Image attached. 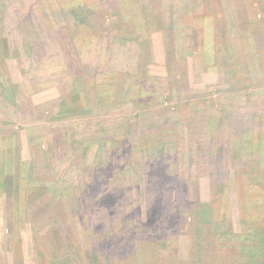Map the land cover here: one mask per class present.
<instances>
[{"label":"rangeland","instance_id":"1","mask_svg":"<svg viewBox=\"0 0 264 264\" xmlns=\"http://www.w3.org/2000/svg\"><path fill=\"white\" fill-rule=\"evenodd\" d=\"M258 1L206 0L202 22L180 0H0V264H209L240 251L233 231L264 233ZM27 78L7 102L1 86Z\"/></svg>","mask_w":264,"mask_h":264},{"label":"trees","instance_id":"2","mask_svg":"<svg viewBox=\"0 0 264 264\" xmlns=\"http://www.w3.org/2000/svg\"><path fill=\"white\" fill-rule=\"evenodd\" d=\"M258 3H259V5H260V8L263 10L264 9V0H259L258 1ZM179 4V3H178ZM178 4L176 3L175 5H174V8H176L177 6H178ZM208 3L206 2V0H180V5L181 6H186V7H184V8H188V10H190V12H191V8L193 9V8H197L198 6L200 7L201 6V9H202V13H203V15H205V17H202V13L200 12V19L202 20V22H203V20H206V16H208V14H211V16H212V12L210 11V10H208V8H207V5ZM181 10V9H180ZM187 11V10H186ZM177 12V9H174L173 10V13L174 14H170V18L171 19H175V16H176V18H177V15L179 16V14H177L176 13ZM180 13V12H179ZM261 17H259V18H257L258 20L260 19V20H263V16L262 15H260ZM259 23V22H258ZM221 26H222V24L221 23H215V27L214 26H211V28L212 29H220L221 28ZM176 29V28H175ZM257 29L258 30H261V32H262V36H263V38H264V27H263V25H262V27H261V29H260V27H259V25L257 26ZM193 35V34H192ZM191 35V36H192ZM194 36V35H193ZM262 36H261V39H262ZM165 35H163V40L165 41ZM240 37H242V38H244L245 39V36L243 35V34H241L240 33ZM258 36H256V32L254 31V29H253V32L252 31H250V34H249V41H251V44L253 45V47H254V45H255V51H258V50H260V51H262L263 49H264V43H262L263 44V46L261 47L260 46V42L258 41ZM151 42H152V46H153V49H152V51H151V59L154 61V60H157V61H159V52H160V38L159 39H157V40H154L153 41V39H151L150 40ZM30 44V43H29ZM208 44L210 45V43H209V41H208ZM246 44L247 43H245V46H246ZM253 47H252V49H253ZM226 49L229 51V53L231 54V57H233L234 55L232 54L233 53V49L231 48V46H229V45H226ZM252 49H247V52H246V55L244 56V58L241 60V61H239L238 63H242V67L244 68V69H246L247 70V68L249 67V63L251 62V64H253L252 62L254 61V59H256V57H255V55H254V53L252 52ZM164 52H165V50H164ZM166 61V60H165ZM221 63H225V71H226V74H229V67L232 69V66H230L231 65V62H229L228 61V58L225 56V55H223V57H222V59H221ZM263 64V62H260V63H258L257 65H256V67H254V69L256 70V71H254V72H257V71H259V69L260 68H258L259 67V65L261 66ZM192 66H193V64H192ZM123 77H125V76H123ZM122 77V78H123ZM228 78H230V76L228 75ZM29 78H27L25 81L24 80H21V82H15V81H11L10 83L8 82V84L6 83V85H4V86H1V91H2V96L3 97H6V98H8L7 99V102H9V103H14V104H16V101H17V98H16V95H18V94H22L23 93V91H25L27 88L26 87H30V83H29ZM28 83H29V85H28ZM2 85V84H1ZM92 90H91V88H90V86H89V84H87L86 85V88H85V95L86 96H88V98L86 99L87 101H90V98H89V96H90V92H91ZM13 93V94H12ZM171 93V92H170ZM196 96H194L193 98H195ZM5 99V98H4ZM59 99H61V98H59ZM58 99V100H59ZM9 100V101H8ZM193 100V99H192ZM55 101H57V99L55 100ZM55 101H53V102H55ZM62 101H64L63 99H62ZM53 102H49V103H53ZM19 103V102H18ZM47 105H48V103H46V102H43V103H40V104H38V105H36V107H41V108H45V107H47ZM80 109V107L78 108V110ZM149 113H147V112H145V113H143V115H148V116H151V120L150 119H148L147 117H141V114L140 115H137V117H136V119L138 120L137 122H140V123H137V124H142V127L141 128H143L144 129V126H145V120H147V122L150 120V122H148L149 124L148 125H150V126H152L153 124V121H155V119L153 118V116L151 115V113H150V111H148ZM251 117V116H250ZM260 118H262V117H260ZM250 121L251 122H253L252 121V119H250ZM259 122H262V119L259 121ZM174 123H176L177 124V122H175L174 121ZM242 124V123H241ZM246 125H247V123H246ZM131 126L133 127V126H135L134 124H131ZM140 128V129H141ZM143 129H142V131L140 130V132H143ZM174 131H175V128H174ZM248 133H249V131H248ZM174 142H177V140H175ZM168 143H172V141L170 140H167V141H165V142H162L161 144H160V148H161V146H163L162 148H164L165 147V145L164 144H168ZM173 145H174V147H175V145H177L176 143H173ZM162 150V149H161ZM160 160V159H159ZM31 163H34V164H39V162L38 161H36L34 158H33V161L31 162ZM32 165V164H31ZM33 170V169H32ZM169 170L167 169V172H168ZM69 172L71 173V171L70 170H66L65 171V176L68 174L69 175ZM170 172V171H169ZM0 173H1V170H0ZM220 175H218V177H217V179L218 178H221L222 177V173H221V171H220V173H219ZM226 178V177H225ZM225 178L223 179V181L225 180ZM213 181V179H211V182ZM222 181V182H223ZM214 182V181H213ZM212 182V183H213ZM222 184V183H221ZM217 203V202H216ZM221 203V202H220ZM211 205V203H209V202H202V208H201V210H202V213H203V215L204 216H211L212 217V215H214V216H216V217H221L222 215H221V213H220V211H221V204H219V205H215V204H213V206H210ZM224 217L222 216L218 221H217V223H215V226H214V230H213V234H211V239H212V241H213V243L215 244V245H217L218 246V248L221 246V245H219V241H218V239L222 242V244L224 245V243H225V247L227 248V247H231V246H233V244H234V242L236 241V240H233V241H231V238H229V236H228V234H226V233H224L225 231V229H223V230H221V221H222V219H223ZM245 221H246V218H243V224L245 223ZM213 228V227H212ZM212 228H210V229H212ZM232 231V230H231ZM230 231V232H231ZM233 233L237 236V239L239 240V239H241L243 242L240 244V251H236V253H234V255H230L229 257H228V255H226L225 257L224 256H221V255H219V251L217 250V253L215 254V256L214 257H216L217 259H214V260H212L209 264H253L254 262H255V258L256 257H262V256H264V233L263 232H261V231H258L257 233H256V231H253V232H247V229L245 228V230H243L242 232H241V234L239 235V234H237L236 232H234L233 231ZM221 235V236H220ZM252 241H253V243H252ZM105 242H106V239H103V240H101L100 241V245L102 246L103 244H105ZM85 245V248L86 249H88L89 250V247H90V243L89 244H84ZM88 245H89V247H88ZM232 248V247H231ZM220 250V249H219ZM222 252V251H221ZM101 253V252H100ZM151 253V252H150ZM154 257H156V256H154V255H152V256H149L148 258H150V259H152V258H154ZM45 260H46V258H44ZM263 260V263H264V259H262ZM132 261H133V264H144L143 263V261L141 260V259H139L138 257H134L133 259H132ZM46 262H47V260H46ZM174 263H176V261L174 262ZM190 263L191 264H201V261H199V262H194V260L192 259L191 261H190ZM52 264H56L55 262H53Z\"/></svg>","mask_w":264,"mask_h":264}]
</instances>
